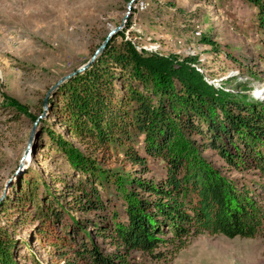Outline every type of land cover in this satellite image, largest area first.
Masks as SVG:
<instances>
[{
    "label": "rangeland",
    "instance_id": "1",
    "mask_svg": "<svg viewBox=\"0 0 264 264\" xmlns=\"http://www.w3.org/2000/svg\"><path fill=\"white\" fill-rule=\"evenodd\" d=\"M129 1L0 0V232L15 241L16 264H71L80 246L76 234L58 247L47 244L45 237L38 239L40 221L29 217L34 216V207L23 209L17 201L19 191L28 194L30 188L39 204L55 210H62L60 206L69 209V215L63 216L68 224L70 217L77 221L85 218L72 209L83 200L76 190L79 177L46 130L80 154L98 158L104 170L99 191L105 200L110 198L118 204L117 183H113L117 177L159 178V158L148 157L147 171L143 172L145 167L130 165L115 146L111 156H103L98 149L92 155L93 145L70 134L51 111V106L59 102V88L75 75L49 93L43 109L48 91L85 65L108 33L120 25ZM256 1L264 8V0ZM260 11L251 0H135L113 44L119 46L124 40L145 57L170 58L175 67L185 64L192 68L215 91L236 100L251 97L261 102L264 28L259 22ZM175 125L173 147L188 166H203L236 184L245 182L253 192L252 198L260 197L262 190L251 182L258 179L253 169L239 172L230 168L202 136L179 128V123ZM135 144L145 156L143 139L136 138ZM49 232L50 240L64 237L59 222ZM90 239L104 253L113 250L107 238ZM164 252L165 257L157 261L131 251L127 262L264 264V231L252 239L198 234L178 251Z\"/></svg>",
    "mask_w": 264,
    "mask_h": 264
},
{
    "label": "trees",
    "instance_id": "2",
    "mask_svg": "<svg viewBox=\"0 0 264 264\" xmlns=\"http://www.w3.org/2000/svg\"><path fill=\"white\" fill-rule=\"evenodd\" d=\"M251 1L261 10L259 22L264 28V8ZM116 37L87 70L59 88V102L51 111L70 134L93 145L92 155L98 149L103 156H111L115 146L130 165L145 167L143 172L148 157L159 158V178L117 177L118 182L116 178L113 183H117L118 204L105 200L99 191L104 170L98 158L80 154L46 130L70 169L81 178H77L76 190L83 200L72 209L85 218L70 217L68 224L63 216L69 215V209L39 204L30 188L28 194L20 190L19 205L34 207V216L29 217L40 221L38 239L45 237L47 244L58 247L72 234L78 235L80 246L71 264H128L131 251L158 261L165 257L164 249L176 252L198 234L228 239H252L261 234L264 101L236 100L215 91L185 64L175 67L170 58L145 57L124 40L116 46ZM176 123L202 136L230 168L239 172L253 169L258 179L251 182L262 190L260 197L252 198L245 182L236 184L203 166H188L173 147ZM138 137L143 139L145 156L135 144ZM58 222L64 237L50 240L49 230ZM91 236L109 239L113 250L104 253ZM15 244L0 232V264H16Z\"/></svg>",
    "mask_w": 264,
    "mask_h": 264
},
{
    "label": "water",
    "instance_id": "3",
    "mask_svg": "<svg viewBox=\"0 0 264 264\" xmlns=\"http://www.w3.org/2000/svg\"><path fill=\"white\" fill-rule=\"evenodd\" d=\"M135 2V0H131L129 1L128 5H127V12L125 13L121 23L119 26L113 28L107 35V37L105 38V40L102 42V44L98 47V49L94 52V54L92 55V57L90 58V60L83 66H81L79 69H77L75 72L63 77L62 79H60L56 85H54L46 94V98L43 100V109L45 110L47 107V97L49 96V93L59 84H61L63 81L68 80L70 77L83 72L85 69H87L104 51V49L106 48L107 44L109 43V41L113 38L114 35H116L118 32H120L124 27L125 24L128 20V16H129V10L131 9L132 4ZM42 116L39 117V119ZM35 125H33V130L31 132V134L33 135L34 133V129H35Z\"/></svg>",
    "mask_w": 264,
    "mask_h": 264
}]
</instances>
